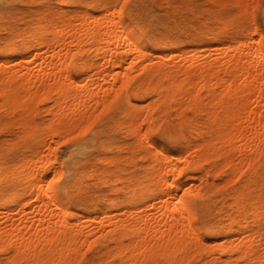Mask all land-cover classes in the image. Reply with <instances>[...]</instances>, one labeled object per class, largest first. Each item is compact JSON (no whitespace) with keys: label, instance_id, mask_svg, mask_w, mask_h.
Here are the masks:
<instances>
[{"label":"rangeland","instance_id":"obj_1","mask_svg":"<svg viewBox=\"0 0 264 264\" xmlns=\"http://www.w3.org/2000/svg\"><path fill=\"white\" fill-rule=\"evenodd\" d=\"M105 9H107L109 15L113 13L114 17H120L127 36L143 51V60L147 62H144L142 58L139 60L138 54L132 52L133 55L130 56L135 57V59L137 57L138 60L133 58L132 63L130 57L127 60L128 62L126 61L123 65L125 67L121 69L124 72L127 68L125 70L126 75L125 73L122 75L123 72L118 70L119 75L122 76L119 78L118 75H115V86L118 84V89L115 87L117 90H114V92L120 90L115 94L110 93L111 96L109 95L108 98H112L113 95L115 97L110 98L111 100L109 99V102L103 104L104 106L97 107L93 111L94 116H91L86 122L87 124L80 127L79 130L72 129L70 132L63 130L57 132L52 141H48L50 143L49 147L53 146L51 147L53 152H50V148L48 151L45 150L44 147L50 136L48 124L51 119L48 118H52V114L46 109V107L51 106L50 100L38 97L39 99H35L36 104L33 100L24 106L13 105L11 108L2 104L0 99V189H6L2 194L4 207H11L15 202L17 205H22L27 201L29 191H27V188H23V180H13L14 188L10 187V184L8 185L6 181L10 175L11 177L17 176L18 166L26 157L31 156L34 151L41 152L43 148L49 154L45 151L41 153L48 154L47 156L50 159L53 158V160L49 159L50 161L47 163V173H49L48 177L54 181L57 187L58 201L66 209V218L69 222L73 221L72 223L76 225L80 220L83 222L92 216L93 218L99 216L96 220L105 224L104 230L107 229V226L111 229L110 225L106 223L110 224L114 220L116 221V218L112 219L114 214L117 216V220L121 216L123 219L134 208L147 206L153 198V192L150 190L152 187L148 185L149 183L144 177L151 161L144 158L145 151L140 144L143 140L136 136V125L133 127L129 123L130 115L139 112L144 115L148 103H158L150 111L151 118L148 122L150 126L147 129L146 137L156 150L171 157L175 155V158L180 154H184L190 146L200 140L199 136L195 138L193 134L196 126L195 122H197L196 118L200 123L208 124L206 122L208 121L207 117L203 113L195 117L188 108L180 106L176 108L174 102L163 97L162 101L158 102L156 95L160 92L164 96V90L161 89L158 78L150 80L151 85L148 84V79L143 75V68L140 66L143 67L144 65L145 67L154 60L159 61L158 58H169L167 56H171V54H184L183 56L187 54V58H191L194 55L193 53L196 52L202 53L201 57H198L201 62L206 54L208 55V51L212 50L209 54H219V50L215 52L213 49L231 46L238 40H246L249 43L254 40L255 42H251L254 43L252 44L253 49L259 48L264 51V0H127V2L125 0H0V67L6 69V67L18 65L20 61L24 63L31 60L32 51L34 50L25 51L26 43L31 38L29 36L35 32L43 36L50 33L49 27H44L38 32L36 30V28L38 29L37 24L47 25L49 20L55 19L57 28L55 25L54 28L57 29L56 31H60L63 26L66 29L67 22L71 21L70 24H73V20H71L73 13L82 16L83 13L89 12L86 14L97 17L103 12L106 13ZM112 15H110V18H112ZM57 17L58 19H56ZM66 17L70 19L67 20ZM62 20L65 22L62 23ZM52 31L56 33L54 29ZM114 33L118 34V30H115ZM258 36L259 39L256 38ZM256 44L259 46L256 47ZM83 48L85 49L84 51L81 50L82 52L72 49L74 52L70 51V53L73 54L68 53L70 59L67 56L64 60V64L68 65L71 81L72 79L75 80L73 82L77 80L78 82L87 83L91 78L92 80L98 78L94 76L97 70L96 64L101 61L103 53L90 51L86 54L85 51L88 48L86 49L85 46ZM77 49L80 50L79 47ZM3 60L8 64L4 63L3 65ZM130 63L132 64L130 65ZM139 67L141 71H138L140 70ZM137 68L139 69L137 70ZM93 69L94 73H92ZM103 69V72L106 73H101L99 76L100 81V77L107 80L111 76V74H108L110 69L108 70L106 67ZM133 69L135 74L132 75L130 73H134ZM87 75H90L91 78L88 79ZM80 79L82 80L80 81ZM120 79L121 84L119 86L120 81L117 80ZM201 94L204 96L205 91H202ZM99 108L101 109L99 110ZM179 108L182 109L179 110ZM217 123L219 122H215V127L218 125ZM210 124L209 122L208 126ZM214 125L213 131L215 129L216 132L218 126L215 128ZM145 127H147L146 124H143V128ZM181 137H184L183 141L179 140ZM56 139L60 143L56 144ZM251 143L253 144V142ZM247 150L246 154L255 159L254 154L250 152L252 149L248 153ZM252 151L255 153L257 150L253 149ZM212 152L209 154L213 158H210V156V159H202L200 163L197 162L193 166H181L179 184H187L188 181L189 184L194 183L195 188V184L200 182L198 183L200 185L197 184L196 186L197 193H193V190H191L192 193L188 194L186 202L191 222L202 242L201 245H193L190 251L184 254L185 256L183 255L182 258L178 259L179 261L176 260L175 264H219L222 261L225 262L224 259H226V262L228 261L227 264H230V259L232 261V258L236 255L240 257L239 254L241 253H243V256L241 254L242 258H235L231 264L234 261V264H245V261L248 260L247 257H249H246L245 254H249L247 248L249 249L250 246L247 244V247L246 242L252 240L251 238L257 234H264V153H261V151L260 153L259 151L256 152L260 156H257L255 160L252 157L249 158V160H253V162L251 160L252 163L246 160L248 158H245L246 162L236 161V163H231L225 155ZM223 160L227 161L224 162ZM242 164L246 167H243ZM240 166L242 167L240 168ZM234 168L236 169L234 170ZM9 170L11 174H8ZM237 170L241 171L238 176ZM235 171H237L236 174ZM54 172L57 174L56 177L53 175ZM201 176L203 178L206 176V179H201ZM232 176L237 177L232 178ZM199 178L202 182L199 181ZM203 180H207L206 184ZM127 183L129 184L127 185ZM125 184L126 186H124ZM192 187L191 189H194ZM196 190L194 189V192ZM61 193L62 195H60ZM181 195L179 192L177 198H180ZM175 201L178 202V199ZM125 209L126 214L124 215L122 210ZM108 215H110V223L107 221ZM242 217L245 220H242ZM107 231L109 230L96 235L87 244L78 246L75 255L71 254L76 259L73 260L74 257L67 259L69 264H127L125 257L116 253L113 247L114 243L110 241V235H106ZM247 232L248 235L246 236L251 233L255 235L252 234L253 237L250 235L251 237L248 239L244 235ZM242 235V247L238 249L236 245H239L240 241H238L239 243L235 241L241 240L240 236ZM232 237H234V241ZM227 239L233 242L230 244L227 241L226 243ZM127 242V239H125V243ZM232 243H234V246ZM215 244L219 245V250ZM210 245L212 246L210 247ZM228 245H231L230 248H228ZM223 246L225 247L223 248ZM240 250L244 251L239 253ZM11 254V249L7 252L0 250V264H5L7 256ZM260 255L262 257L257 255L260 257H258L259 259L264 258V254ZM62 257H56L62 260L61 263L55 259L53 262L44 264H53L55 261H58L57 264H68L67 261L65 262L66 259ZM253 259L257 261V258ZM70 260L74 262H70ZM250 261L253 263H246H264L262 259L259 262ZM165 263H167L165 259L159 257L151 264ZM22 264L27 263L22 262ZM138 264L148 263L141 260Z\"/></svg>","mask_w":264,"mask_h":264},{"label":"bare ground","instance_id":"obj_2","mask_svg":"<svg viewBox=\"0 0 264 264\" xmlns=\"http://www.w3.org/2000/svg\"><path fill=\"white\" fill-rule=\"evenodd\" d=\"M105 10L106 13L103 12V14L97 17L86 14L89 12H82V16L73 13L74 15H70L73 24H70L71 21L69 23L67 22L66 25L64 24L67 30L63 26L64 28H62L64 30L61 28L60 31H56L57 25H55V19L49 20L47 25H43V23L37 24L38 29L36 28V30L38 32L44 27H49L50 33H46L43 36L35 32L29 36L31 38L26 43L25 51L29 52L34 50L32 51L31 60L24 63L23 61H20V63L17 62L19 63L18 65L8 66L9 68L6 67V69H4L5 67H0V99L2 104L10 107L13 105L24 106L33 100L36 104L37 101L35 99L37 100L38 97L48 98L50 100L51 106L46 107L47 111L52 114V118H48L49 120L51 119L48 124L50 136L49 138L46 137L48 138L47 141L45 138L46 145L44 147L47 151L53 147H49V142L52 141L54 135H57V132L61 130L65 132H70L72 129L79 130L80 127L87 124L86 122H88L91 116H94L93 111L97 107L103 104L105 105L107 101L109 102L111 98H108L110 93L112 94L113 92L115 94L120 90L114 92V90L118 89V84L115 86L116 82L114 77L118 75L120 78L125 73L127 68H125L124 72L121 69L125 67L123 65L130 59L132 52H136L139 60L141 58L143 60V51L127 36L121 24L120 17H114L112 13L110 14L112 18H110L107 9ZM66 18L67 20L70 19L68 17ZM64 22L62 20V23ZM54 25L56 28H54ZM53 29L56 33L52 31ZM115 30H118V34L114 33ZM251 42L238 40L231 46H224L221 49L217 47L218 49L213 50L215 52L219 50V54H209V52H212L210 50L208 51V55L206 54L207 57L204 55L205 58L201 62L198 60V57L202 53L200 54V52L195 51L196 53H193L194 55L187 52L193 56L191 58H187V54L185 56H183L184 54H171V56H167L169 58H158L159 61L154 60L155 62L151 59L153 62L148 63L149 65L145 67L144 65L143 67L140 66L143 68V75L148 79V84L151 85L150 80L158 78L160 87L164 90V96L160 92L157 93L158 102H161L163 97L168 99V101L174 102L176 108L179 106L188 108L195 117L203 113L207 117L208 121L206 122L208 124L210 122L211 124L208 126L207 123V125L200 123L198 118H196L197 122H195L196 126L194 127L193 134L195 138L199 136L200 140L190 146L186 152L183 151L184 154H180L181 156L177 154L178 157L175 158V155L171 157L164 152L156 150L146 137L147 129L150 126L148 123L151 118L150 111L158 103H148L144 110V115L140 114V112L130 115L129 123L133 127L136 125V136L143 140L140 144L145 151L144 158L151 161V164L148 163L150 166L147 165L149 168L144 177L148 181V185L152 187V189H148L153 192V198L147 206L144 205L145 207H136L132 212L127 209L131 212L130 214H126V209L124 211L122 210L124 215H128L125 218L123 217V219L120 215L121 218L117 220V216L114 214L112 219L116 218V221L114 220L110 223L109 216L112 213H109L110 215L107 217V221L110 224L108 222L106 224L110 225L111 229L108 228L109 226H107V229L105 228V230H109L106 232V235H110V241L114 243L113 247L116 253L119 256L123 255L128 262L127 264H138L141 260L151 264L159 257L165 259L167 262L165 264H175L176 260L188 253L193 245H201L202 241L198 238V234L193 227L186 202L188 194L192 193L190 192L191 190H193V193H197L198 189L196 190V186L200 182L195 184V188L194 183L189 184L188 181L187 184H179L178 180L181 166L189 167L197 164V162L200 163L202 159L207 160L211 156L209 153L212 151V153L216 152V149L218 150L217 152L225 155L231 163H236V161L246 162V160L251 162L254 158L250 154L252 159L249 160L251 157L248 156L249 154H246V149H248L247 153L251 149L257 150L255 153L252 150L250 151L254 154L255 159H257L256 157L260 151L264 153V51L259 48H256V50L253 49L252 44L254 43ZM75 46L77 48L79 47L80 50L74 48ZM80 46H85L86 49L88 48L85 51L86 54L90 53V51L103 53L101 61H97L98 63L96 64L97 70L94 76L98 78L95 77L96 79L94 78L95 80H92L89 77L91 75L90 73L87 76L88 79H91L87 83L78 82L77 80L73 82L74 79L71 81L68 65L64 64L67 56L70 59L68 53L70 51L72 52V49L78 52H82L81 50L84 51L85 48H81ZM257 46L259 45L256 44ZM252 50L254 51L252 52ZM70 54L72 55L73 53ZM137 57L136 59L138 60ZM179 57H181L179 60L172 61ZM133 58L135 59L133 56L130 59L132 63ZM5 62L3 60L2 64L4 65ZM104 67L108 70L110 69V71L107 70L109 72L108 74H111L109 79H107L108 81L103 77H100L101 81L99 80L101 73H106L103 72ZM141 68L138 71H141ZM118 70L123 72L122 75H119L120 72ZM113 72H115L114 75H112ZM92 73H94V69ZM130 74L133 75L135 72ZM117 81H120V86L121 79ZM202 91H205L204 96L201 94ZM113 97L115 96L113 95ZM182 108H179V110ZM11 110L10 112H12ZM140 115L143 116L139 117ZM138 120L140 121L138 122ZM217 121L219 122L217 123L218 129L215 132V129L213 131V125ZM143 124H146L147 127L143 128ZM179 140L183 141L184 137H181ZM58 142L55 143L57 144ZM250 143L254 146H251ZM45 150L42 148L41 152ZM208 151L210 152L208 153ZM258 151L259 153H256ZM41 152L34 151L20 165L18 164L19 166L16 165L18 166L17 176L11 177L10 175L6 181L8 185L10 184V187L14 188L15 186L12 184L13 180H23V188H27V191H29L26 202L22 205H17L15 202L13 203L15 206L4 207L2 194L6 189H0V207H2L0 211V250L5 252L9 249L12 250V254L7 256L5 264H22V262H26L27 264H44L46 262H53L55 259L59 260L58 258L62 256L63 259H66L65 262L67 261L66 263L69 264L67 259L74 257L78 246L87 244L96 235L105 232V224L96 220L99 216H94V218L92 216L83 222L80 220L82 223L78 220L80 223L78 222L76 225L72 223L73 221L71 223L69 222L66 218V209L58 201L57 187L54 181L48 177L47 163L53 160V158H48L47 155L49 152H47V155ZM50 152L53 151L51 150ZM210 158L213 157L211 156ZM245 158L248 159L245 160ZM244 164L246 165V163ZM237 171L234 173L236 174ZM2 172L5 173L3 170ZM56 172L53 174L54 177L57 175L55 174ZM240 172L239 170L237 176ZM8 174H11L10 170ZM237 176H232V178ZM205 177L203 178L201 176V179H206ZM230 178L228 177L229 180H231ZM206 181H204V184H206ZM179 192L182 195L180 198H177ZM177 199L178 202L175 201ZM105 214L107 215V213ZM18 215L20 217L17 218ZM242 220L245 219L242 217ZM243 225L245 224L243 223ZM252 234L254 233L250 235ZM244 235H248V232L247 234L244 233ZM250 235L246 237L249 239L251 237ZM257 235L255 237L252 235V240L246 242V245L248 244L250 246L249 249L247 248L248 245L246 247L249 254L247 253L248 255H246V251L244 252L246 257L249 256L245 264H247L246 262L251 263L252 261L250 260L259 262L262 259L264 261V258L259 259V256L262 257L260 254H264V234ZM240 237L241 240L235 241H240V243L238 242L239 245H236L238 249L242 247L243 235ZM125 239H127V243H125ZM228 239L226 243L227 241L230 242ZM232 239L233 241L235 240L234 237ZM220 245L222 246L223 244ZM215 246L217 245L215 244ZM221 246L220 248H222ZM229 246L231 245H228V248H230ZM243 251L240 250L239 253ZM78 253L81 252L78 251ZM71 254L74 255L71 256ZM241 254L243 256V253ZM241 254H239L240 257L236 255L237 257L234 256L232 259L242 258ZM253 258H257V261ZM74 259L76 258L74 257ZM73 260H70V262H74ZM224 260L225 262L220 260L222 263H217L227 264L228 261L226 262V259ZM61 261L60 259L59 262L61 263ZM232 261L230 259V264ZM56 262L58 263V261L54 263ZM261 264L264 263L261 262Z\"/></svg>","mask_w":264,"mask_h":264},{"label":"snow or ice","instance_id":"obj_3","mask_svg":"<svg viewBox=\"0 0 264 264\" xmlns=\"http://www.w3.org/2000/svg\"><path fill=\"white\" fill-rule=\"evenodd\" d=\"M125 2H127V0H125ZM260 37H257V39H259Z\"/></svg>","mask_w":264,"mask_h":264}]
</instances>
